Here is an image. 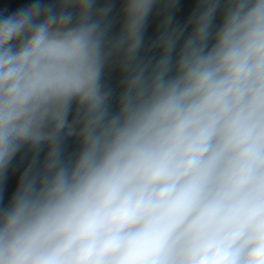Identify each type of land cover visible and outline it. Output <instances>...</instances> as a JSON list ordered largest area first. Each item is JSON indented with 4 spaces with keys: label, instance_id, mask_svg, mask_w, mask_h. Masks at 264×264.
<instances>
[{
    "label": "clouds",
    "instance_id": "1",
    "mask_svg": "<svg viewBox=\"0 0 264 264\" xmlns=\"http://www.w3.org/2000/svg\"><path fill=\"white\" fill-rule=\"evenodd\" d=\"M181 6L0 0V264H264V0Z\"/></svg>",
    "mask_w": 264,
    "mask_h": 264
},
{
    "label": "water",
    "instance_id": "2",
    "mask_svg": "<svg viewBox=\"0 0 264 264\" xmlns=\"http://www.w3.org/2000/svg\"><path fill=\"white\" fill-rule=\"evenodd\" d=\"M191 9V0H182V6L178 12V19L182 20L184 16L190 11ZM156 18L155 13L153 17L150 18V27H149V34L152 32V28L155 26ZM26 165V160L22 159V154L18 155L16 159L12 162V166L9 170L8 180H7V188H6V196L10 195L16 186V183L24 170Z\"/></svg>",
    "mask_w": 264,
    "mask_h": 264
}]
</instances>
